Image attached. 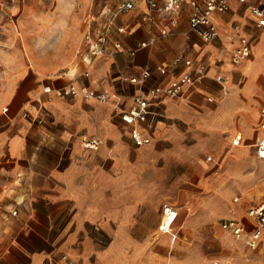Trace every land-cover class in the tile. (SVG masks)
<instances>
[{"label": "crops", "instance_id": "1", "mask_svg": "<svg viewBox=\"0 0 264 264\" xmlns=\"http://www.w3.org/2000/svg\"><path fill=\"white\" fill-rule=\"evenodd\" d=\"M256 2L229 0L228 11L212 15L219 35L206 41L189 27L188 4L171 24L158 16L143 21L147 4L135 0L114 17L104 53L91 61L86 52L62 72L17 70L0 101V264H125L141 253L151 254L142 264L153 260V243L166 238L159 229L164 207L175 206L170 173L184 180V191L215 187L208 162L198 151L186 152L185 141L205 133L224 135L232 146L243 139L256 146L264 136L259 122L255 125L264 106V27L255 25L249 8ZM239 21L250 53L233 63L237 40L226 34ZM151 34L155 41L136 46ZM179 54L204 64V75L186 84L181 95L164 96L150 107L139 123L150 141L137 145L119 110L129 108L140 89L164 85L184 71L183 62H173ZM144 67L151 75L141 83L128 79ZM70 81L110 97L98 101L56 93ZM46 84L51 91H44ZM83 135L102 143L85 148ZM186 158L193 165L186 167Z\"/></svg>", "mask_w": 264, "mask_h": 264}, {"label": "rangeland", "instance_id": "2", "mask_svg": "<svg viewBox=\"0 0 264 264\" xmlns=\"http://www.w3.org/2000/svg\"><path fill=\"white\" fill-rule=\"evenodd\" d=\"M112 1L0 0V101L22 66L49 75L79 62L87 52L86 32L93 31ZM262 103L263 96L257 101V112ZM258 122L257 115L256 126ZM224 139V135L202 133L183 144L186 152L198 151L208 162L215 187L184 191L180 189L184 180L170 173L169 198L179 217L172 222L171 231L164 232L162 244L153 243V260L147 264H264L263 242L250 248L219 226L229 215L247 220V208L264 198V158L246 139L233 146ZM185 161L186 167L193 165L191 158ZM148 255L132 254L125 264H142Z\"/></svg>", "mask_w": 264, "mask_h": 264}, {"label": "built area", "instance_id": "3", "mask_svg": "<svg viewBox=\"0 0 264 264\" xmlns=\"http://www.w3.org/2000/svg\"><path fill=\"white\" fill-rule=\"evenodd\" d=\"M245 2L246 0H238ZM146 9L141 14L143 21H154L156 17H163L174 24L177 21V16L184 4L190 6V13L188 17V24L190 29L196 32L200 37L206 41H210L219 35L218 24H216L212 15L215 12L223 13L230 8L229 0H145ZM135 4V0H113L112 4L107 6L101 13L99 21L92 32H86L87 52L89 54V61L95 55L104 53L105 42L108 39L111 27L114 25V17L118 13L130 10ZM251 13L254 15L255 25L257 27H264V0H258L256 3L249 4ZM240 23H234L226 37L230 41L237 40L231 49V61L233 63H240L250 53V42L246 35L241 33ZM125 27L120 25L117 27L119 31H124ZM167 29L162 27L161 34H165ZM156 35L151 34L147 39L139 40L136 46H145L150 42L155 41ZM116 49H120L121 43L114 42ZM134 49L130 51L133 52ZM85 59V57L83 56ZM174 63L183 62L186 66L178 76L171 79L164 85L155 84L149 86L147 89H140L135 95L133 103L129 108L120 109L119 115L121 119L130 126V133L132 139L137 145L147 144L150 141V136L143 132L141 123L144 121L150 112V107L165 97H176L181 95L186 84H191L197 77L204 75V64L200 63L194 65L191 58L183 57L179 54L174 58ZM160 72L165 71V67L159 68ZM87 75V71L84 72ZM151 75V69L144 67L138 74L128 77L131 82L141 83L145 78ZM44 91H51V86L46 84L43 86ZM59 95L79 96L84 99L94 98L98 101H106L110 97V93L105 90H99L88 87L87 85H78L70 81L66 86L60 87L56 90ZM259 126L264 129V106L261 109ZM233 140L235 143L239 140ZM83 147L88 149H97L102 143L101 139L94 135H83L80 139ZM257 154L264 158V136L256 143ZM208 159L211 156L207 157ZM168 209H173L172 216L169 219V229H161L164 213ZM13 213L16 211L13 210ZM178 214L174 206H166L163 210L161 223L159 228L162 232L171 231L170 227ZM247 220L239 219L235 216L225 217L220 221V228L226 232L233 240H241L246 246L255 248L263 242L264 251V198L256 204H252L246 211ZM159 264V263H154Z\"/></svg>", "mask_w": 264, "mask_h": 264}, {"label": "bare ground", "instance_id": "4", "mask_svg": "<svg viewBox=\"0 0 264 264\" xmlns=\"http://www.w3.org/2000/svg\"><path fill=\"white\" fill-rule=\"evenodd\" d=\"M172 214H174L173 213V209H168L167 212L164 213L163 220H162V225H161L162 228L161 229H169V219L172 216Z\"/></svg>", "mask_w": 264, "mask_h": 264}]
</instances>
